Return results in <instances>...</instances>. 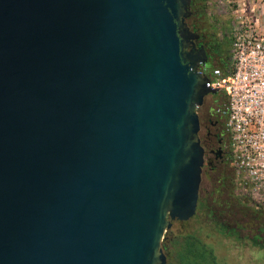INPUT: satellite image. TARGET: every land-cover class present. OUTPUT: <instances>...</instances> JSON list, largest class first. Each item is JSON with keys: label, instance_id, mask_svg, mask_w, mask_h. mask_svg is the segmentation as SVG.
<instances>
[{"label": "water", "instance_id": "obj_1", "mask_svg": "<svg viewBox=\"0 0 264 264\" xmlns=\"http://www.w3.org/2000/svg\"><path fill=\"white\" fill-rule=\"evenodd\" d=\"M190 0H0V264H166L197 209Z\"/></svg>", "mask_w": 264, "mask_h": 264}, {"label": "flooded vegetation", "instance_id": "obj_2", "mask_svg": "<svg viewBox=\"0 0 264 264\" xmlns=\"http://www.w3.org/2000/svg\"><path fill=\"white\" fill-rule=\"evenodd\" d=\"M184 22L183 51L186 63L204 74H208L215 65L226 68L231 61V35L226 33L222 38L216 36L215 27L206 19L205 0H190L189 13L184 17ZM221 94L216 91L206 95L197 108L200 123L198 135L204 149L203 173L216 171L220 174L219 190L224 199L219 214L225 216L221 221L223 231L257 248L264 260V202L253 203L250 188L243 185L241 177L235 174L224 119L217 112L219 104L214 99V95ZM208 208L212 210L209 205ZM208 215L211 216L210 211Z\"/></svg>", "mask_w": 264, "mask_h": 264}, {"label": "built area", "instance_id": "obj_3", "mask_svg": "<svg viewBox=\"0 0 264 264\" xmlns=\"http://www.w3.org/2000/svg\"><path fill=\"white\" fill-rule=\"evenodd\" d=\"M231 61L214 67L206 86L224 101L217 112L224 119L235 174L264 202V22L240 17L230 44Z\"/></svg>", "mask_w": 264, "mask_h": 264}, {"label": "rangeland", "instance_id": "obj_4", "mask_svg": "<svg viewBox=\"0 0 264 264\" xmlns=\"http://www.w3.org/2000/svg\"><path fill=\"white\" fill-rule=\"evenodd\" d=\"M260 5L264 9V0H205L206 19L215 27L216 36L222 38L226 36V33L232 35L234 25L240 17L249 19L258 17L264 22V11H260ZM211 70L208 72L209 75ZM215 98L217 104L225 99L223 95H214ZM219 177L220 174L216 171L203 173L202 169L199 188V195L204 197V203L209 205L216 214L220 213L221 202L224 199L219 190L221 186ZM252 201L256 202L255 199ZM246 211L251 213L249 210ZM207 212L206 208L196 210L187 225L174 223V230L196 233L213 248L221 264H264L262 252L259 253V250L249 243L245 244L242 238L239 239L234 234L223 231L218 221H222L225 218L224 215L219 214L217 218H213Z\"/></svg>", "mask_w": 264, "mask_h": 264}, {"label": "trees", "instance_id": "obj_5", "mask_svg": "<svg viewBox=\"0 0 264 264\" xmlns=\"http://www.w3.org/2000/svg\"><path fill=\"white\" fill-rule=\"evenodd\" d=\"M216 66L222 67L221 65H215L214 67ZM203 208H206L207 213L210 211L213 218H217L219 215L214 210H209L204 203V197L199 195L196 210L200 211ZM189 221L190 219L183 222L175 221L166 231L162 241L163 251L167 255L166 264H221L213 248L196 233L174 230V223L187 225ZM218 224L221 226V221H218Z\"/></svg>", "mask_w": 264, "mask_h": 264}, {"label": "crops", "instance_id": "obj_6", "mask_svg": "<svg viewBox=\"0 0 264 264\" xmlns=\"http://www.w3.org/2000/svg\"><path fill=\"white\" fill-rule=\"evenodd\" d=\"M260 7H261V10L260 11H264V9L262 8V5H260ZM256 9L259 11V9L257 7H256Z\"/></svg>", "mask_w": 264, "mask_h": 264}]
</instances>
